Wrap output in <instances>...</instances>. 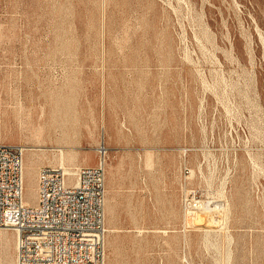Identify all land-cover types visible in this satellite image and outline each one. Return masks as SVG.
Returning a JSON list of instances; mask_svg holds the SVG:
<instances>
[{
	"label": "rangeland",
	"instance_id": "obj_1",
	"mask_svg": "<svg viewBox=\"0 0 264 264\" xmlns=\"http://www.w3.org/2000/svg\"><path fill=\"white\" fill-rule=\"evenodd\" d=\"M0 143L102 159L105 264H264V0H0Z\"/></svg>",
	"mask_w": 264,
	"mask_h": 264
},
{
	"label": "built area",
	"instance_id": "obj_2",
	"mask_svg": "<svg viewBox=\"0 0 264 264\" xmlns=\"http://www.w3.org/2000/svg\"><path fill=\"white\" fill-rule=\"evenodd\" d=\"M24 149L0 143V229L15 235V264H105L102 159L73 173L41 166L24 201Z\"/></svg>",
	"mask_w": 264,
	"mask_h": 264
},
{
	"label": "bare ground",
	"instance_id": "obj_3",
	"mask_svg": "<svg viewBox=\"0 0 264 264\" xmlns=\"http://www.w3.org/2000/svg\"><path fill=\"white\" fill-rule=\"evenodd\" d=\"M55 111H58V112H54L52 110V113H51V119H49L50 121L45 124L44 126H41V127H37L36 129V133L39 135L40 133L43 132L44 128L46 129V133H56L57 130H60V131H64V127L67 126L63 123L62 119H63V114L61 113L60 109H55ZM70 125V124H69ZM37 147V146H36ZM35 147V148H36ZM41 148V147H40ZM60 150V157H61V160L63 159V152H62V149L58 148ZM100 150V148H98V151ZM101 153L102 150H100ZM60 160V161H61ZM32 163V162H31ZM60 164V162H59ZM34 198L36 197V189L34 190ZM25 202H29L28 200H25Z\"/></svg>",
	"mask_w": 264,
	"mask_h": 264
}]
</instances>
